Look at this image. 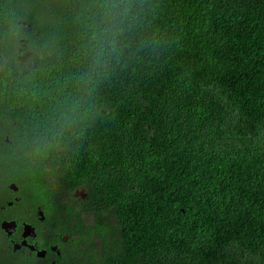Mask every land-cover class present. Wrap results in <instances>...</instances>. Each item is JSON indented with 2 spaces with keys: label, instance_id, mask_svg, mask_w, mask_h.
I'll use <instances>...</instances> for the list:
<instances>
[{
  "label": "trees",
  "instance_id": "obj_1",
  "mask_svg": "<svg viewBox=\"0 0 264 264\" xmlns=\"http://www.w3.org/2000/svg\"><path fill=\"white\" fill-rule=\"evenodd\" d=\"M56 165L115 218L80 264H264V0H0V183Z\"/></svg>",
  "mask_w": 264,
  "mask_h": 264
},
{
  "label": "flooded vegetation",
  "instance_id": "obj_2",
  "mask_svg": "<svg viewBox=\"0 0 264 264\" xmlns=\"http://www.w3.org/2000/svg\"><path fill=\"white\" fill-rule=\"evenodd\" d=\"M22 28L25 36L31 37L33 29ZM25 36L18 45V59L23 66L35 57V47L26 42ZM43 160H37L35 166L42 167ZM44 170L50 174L39 172L32 179L35 186L41 177L47 176L42 187L37 188L40 193L33 188L31 200L25 199L17 180L9 178L0 183V246L15 256L12 264H80L82 259L88 261V255H85L88 247L100 249L103 246V231L115 224V218L109 214L101 218L87 210L85 204L88 203L84 201L87 189L72 187L60 174L66 173L65 169L56 165V168ZM57 173L59 178L52 176ZM35 193L39 194L38 198ZM6 221L13 223L9 226V229L13 228L11 233L2 227Z\"/></svg>",
  "mask_w": 264,
  "mask_h": 264
},
{
  "label": "water",
  "instance_id": "obj_3",
  "mask_svg": "<svg viewBox=\"0 0 264 264\" xmlns=\"http://www.w3.org/2000/svg\"><path fill=\"white\" fill-rule=\"evenodd\" d=\"M9 226H13V223L12 224H10V222H4L3 224H2V227L6 230V231H8V232H12V230H13V228L12 229H9Z\"/></svg>",
  "mask_w": 264,
  "mask_h": 264
}]
</instances>
